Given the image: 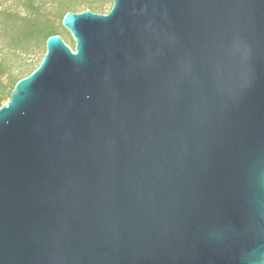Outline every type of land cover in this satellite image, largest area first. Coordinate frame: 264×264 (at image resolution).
Listing matches in <instances>:
<instances>
[{"label":"water","instance_id":"1","mask_svg":"<svg viewBox=\"0 0 264 264\" xmlns=\"http://www.w3.org/2000/svg\"><path fill=\"white\" fill-rule=\"evenodd\" d=\"M61 24L0 106V264H264V0Z\"/></svg>","mask_w":264,"mask_h":264},{"label":"trees","instance_id":"2","mask_svg":"<svg viewBox=\"0 0 264 264\" xmlns=\"http://www.w3.org/2000/svg\"><path fill=\"white\" fill-rule=\"evenodd\" d=\"M112 0H10L0 2V106L15 83L31 73L45 53V41L60 35L74 47L61 19L67 11L107 13Z\"/></svg>","mask_w":264,"mask_h":264},{"label":"rangeland","instance_id":"3","mask_svg":"<svg viewBox=\"0 0 264 264\" xmlns=\"http://www.w3.org/2000/svg\"><path fill=\"white\" fill-rule=\"evenodd\" d=\"M10 0H0V2L8 3Z\"/></svg>","mask_w":264,"mask_h":264}]
</instances>
